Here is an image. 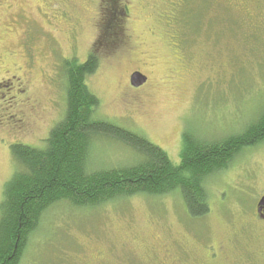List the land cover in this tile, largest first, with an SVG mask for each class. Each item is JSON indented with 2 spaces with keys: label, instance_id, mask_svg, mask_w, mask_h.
Masks as SVG:
<instances>
[{
  "label": "rangeland",
  "instance_id": "374dc122",
  "mask_svg": "<svg viewBox=\"0 0 264 264\" xmlns=\"http://www.w3.org/2000/svg\"><path fill=\"white\" fill-rule=\"evenodd\" d=\"M55 1L0 4V81L23 76L18 68L24 66L32 38L28 94L39 106L38 118L29 117L33 126L25 136L0 128V203L17 165L11 145L44 147L50 130L65 116V59L85 61L95 53L99 64L87 83L100 100L99 114L144 135L176 163L185 134L213 140L240 133L264 109V0H184L168 9L156 0L153 12L152 5L135 0L137 8L117 39L119 45L101 55L91 46L99 36L89 22L97 0H61L60 6L83 23L75 42L61 10L57 28L50 24ZM160 11H167L165 17L159 18ZM134 70L148 82L137 91L140 106L128 114L127 82ZM11 95V88L0 86V119H6L1 106L10 105ZM134 154L116 141L102 140L94 144L91 158L93 166L101 167L126 164ZM207 187L211 211L201 219L191 218L176 192L135 195L89 209L57 204L43 216L18 264H174L186 259L209 264L206 245L229 238L248 242L252 251L244 252L260 254L264 227L246 222L264 192V143L236 156ZM242 253L229 251L228 257L214 261L227 264Z\"/></svg>",
  "mask_w": 264,
  "mask_h": 264
},
{
  "label": "trees",
  "instance_id": "16d2710c",
  "mask_svg": "<svg viewBox=\"0 0 264 264\" xmlns=\"http://www.w3.org/2000/svg\"><path fill=\"white\" fill-rule=\"evenodd\" d=\"M91 53L85 61L65 59V116L44 147L11 145L16 162L0 203V264H18L47 211L60 203L76 209L98 208L135 195L178 193L188 214L201 219L211 211L207 183L246 149L264 143V109L240 133L221 139L185 134L180 161L144 135L106 120L88 77L98 67ZM116 141L135 154L126 164L95 167L96 142Z\"/></svg>",
  "mask_w": 264,
  "mask_h": 264
},
{
  "label": "flooded vegetation",
  "instance_id": "af4514ba",
  "mask_svg": "<svg viewBox=\"0 0 264 264\" xmlns=\"http://www.w3.org/2000/svg\"><path fill=\"white\" fill-rule=\"evenodd\" d=\"M56 1L58 2V5ZM56 1L53 4V12L50 13V15L52 14L51 16L53 17V21L50 20V24L52 25V27L57 28L61 20L64 19L67 23L68 31L71 35V40L75 42L77 32L80 29L81 24L83 23L76 16L70 15L66 11V7L60 6L61 0ZM141 1L145 4L152 5V12L153 8L157 7L156 0ZM1 2L2 0H0V4ZM183 3L184 0H161L162 6H167L165 9H168L170 7L177 8ZM96 8L97 9H95V18H89V22L95 25V28L97 30L96 35H98L99 37L98 39L96 38V40L91 44V46L98 50L101 55L104 53L103 51L110 52L113 48L119 45L118 40L122 38L123 32H125L126 23L131 18L133 10L137 8V2L135 0H97ZM58 10H61L60 15L63 17V19H60V21L56 23ZM166 12L167 11H160L158 15L159 18L165 17ZM53 13L55 14L54 16ZM119 36H121V38H119ZM30 40H32V38L29 39L25 47L26 61L24 62V66L18 68V71L23 74L24 78L23 76L12 74L3 78V80L0 81V86L12 89V95L9 97L7 103L10 105H8L7 107L1 106L3 116H6V119H0V128L4 129L7 133H13L17 136H25L26 132L31 131L33 124L28 121L30 119L29 117L33 116L38 118L37 110L39 109V106L33 104L28 94L30 89L29 75L34 58V49L32 50L33 47L32 43H30ZM136 73L142 74V72L134 70L128 75L127 86L130 92L127 94H130V96L129 98L125 99V110L128 114L131 112H135V108L140 106L141 97L140 94L137 93V91L144 88L148 82L147 79L141 85H134L132 79ZM4 96L5 95H3L2 97ZM12 110L14 112H11ZM263 197L264 192L260 194V196L257 198L255 205L251 209V219L246 222L250 224V226H256L258 228L264 227V203H260ZM226 240L227 241H219L217 243L211 242L210 245H206V247L209 248V254L206 258L212 259L209 264H218L214 261V258L218 260L220 258L228 257L229 251L233 253L236 252L237 249H239L240 253H243L237 259L231 260V263L228 262L227 264H259L260 262H263L262 264H264V250H262L260 254L256 252H244V250L252 251L250 249H247L246 247L248 242L240 244V242H238L236 238H233V240L232 238ZM238 253L239 252H237L236 254ZM253 253H255V255ZM97 256H103V252L97 253ZM186 260L187 261H184L183 263L182 260H176L174 264L191 263V259ZM169 262H173L171 260V256L169 257ZM202 262L203 264H205L206 260H202Z\"/></svg>",
  "mask_w": 264,
  "mask_h": 264
},
{
  "label": "water",
  "instance_id": "95a60500",
  "mask_svg": "<svg viewBox=\"0 0 264 264\" xmlns=\"http://www.w3.org/2000/svg\"><path fill=\"white\" fill-rule=\"evenodd\" d=\"M145 81H146V77L141 73H136L132 79L133 84L136 86L143 84ZM260 203L261 204L264 203V197L261 199Z\"/></svg>",
  "mask_w": 264,
  "mask_h": 264
}]
</instances>
